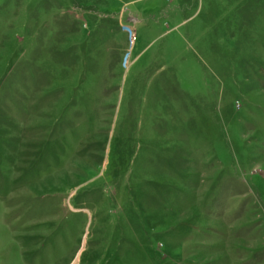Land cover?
<instances>
[{"label": "rangeland", "instance_id": "1", "mask_svg": "<svg viewBox=\"0 0 264 264\" xmlns=\"http://www.w3.org/2000/svg\"><path fill=\"white\" fill-rule=\"evenodd\" d=\"M0 264H264V0H0Z\"/></svg>", "mask_w": 264, "mask_h": 264}]
</instances>
